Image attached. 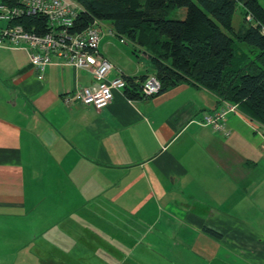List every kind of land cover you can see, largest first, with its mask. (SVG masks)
<instances>
[{"label":"crops","instance_id":"0c3cea01","mask_svg":"<svg viewBox=\"0 0 264 264\" xmlns=\"http://www.w3.org/2000/svg\"><path fill=\"white\" fill-rule=\"evenodd\" d=\"M1 41L0 264H264L262 125L238 110L226 137L202 126L224 104L192 85L67 104L91 72L39 78ZM100 51L110 80L155 76L143 47L106 35Z\"/></svg>","mask_w":264,"mask_h":264},{"label":"trees","instance_id":"16d2710c","mask_svg":"<svg viewBox=\"0 0 264 264\" xmlns=\"http://www.w3.org/2000/svg\"><path fill=\"white\" fill-rule=\"evenodd\" d=\"M82 6L74 31L82 32L95 20L109 23L116 37L147 50L161 83L158 95L179 85H192L216 95L223 104L236 105L251 121L264 127V7L259 0H77ZM18 6V0H0ZM239 6L252 18L237 33V41L255 51L240 56L237 44L226 33L234 31ZM185 9L183 20L170 19ZM44 17L16 20L28 31L46 28ZM129 100L142 95L144 78L124 77ZM217 235V234H215Z\"/></svg>","mask_w":264,"mask_h":264},{"label":"built area","instance_id":"2783aa9c","mask_svg":"<svg viewBox=\"0 0 264 264\" xmlns=\"http://www.w3.org/2000/svg\"><path fill=\"white\" fill-rule=\"evenodd\" d=\"M82 6L77 1L66 0H18V6L0 4V20L9 21L32 17H44L46 28L28 31L23 25H10L2 31L1 40H7L13 49L26 51L31 67L43 78L51 66L74 68L92 73L95 85L91 88H77L75 94L66 98V103H77L83 107H92L101 112L114 100V92L125 88L123 78L110 80L114 65L103 56L100 43L104 36H116L108 23L95 20L82 32L74 31ZM0 40V43L2 42ZM126 43L125 39H120ZM161 83L155 77H149L142 85V95L151 98L159 94ZM238 112V107L225 103L219 110L207 112L202 126L215 133L228 136L226 118L230 113ZM264 128V127H263Z\"/></svg>","mask_w":264,"mask_h":264},{"label":"rangeland","instance_id":"374dc122","mask_svg":"<svg viewBox=\"0 0 264 264\" xmlns=\"http://www.w3.org/2000/svg\"><path fill=\"white\" fill-rule=\"evenodd\" d=\"M259 2L261 3V5L264 7V0H259ZM186 15V10L185 9H177L175 11H173L170 15V19L173 20H183L185 18ZM246 20H245V11L243 9L242 6H239L238 10L235 13L234 19H233V27H234V31L231 33L226 32L233 40L234 42L237 44V49L240 52V56H243L246 59H251L255 57V51H253L250 47H247L244 44H240L237 41V33L239 31H241L242 29L248 27L250 25V23H253L252 18L249 16H246ZM108 25H110L108 23ZM128 46V45H127ZM127 46H125V48H128ZM2 245H5L2 242ZM4 247V246H2Z\"/></svg>","mask_w":264,"mask_h":264}]
</instances>
